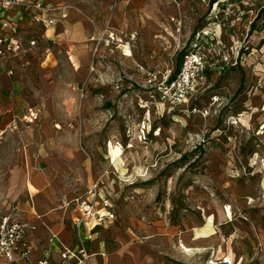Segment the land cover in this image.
<instances>
[{
	"label": "rangeland",
	"instance_id": "374dc122",
	"mask_svg": "<svg viewBox=\"0 0 264 264\" xmlns=\"http://www.w3.org/2000/svg\"><path fill=\"white\" fill-rule=\"evenodd\" d=\"M50 1L75 7L77 67L62 43L0 68V221L28 184L71 232L96 185L109 264H264V0ZM191 54L204 76L164 102Z\"/></svg>",
	"mask_w": 264,
	"mask_h": 264
},
{
	"label": "built area",
	"instance_id": "2783aa9c",
	"mask_svg": "<svg viewBox=\"0 0 264 264\" xmlns=\"http://www.w3.org/2000/svg\"><path fill=\"white\" fill-rule=\"evenodd\" d=\"M212 0H209L211 2ZM75 7L71 4L51 5L45 0H0V64L9 60H23L33 54L45 42L51 41L47 32L35 30L29 34L22 24L29 16L38 27L46 31L58 21L66 20ZM53 42V41H52ZM204 65L196 55H186L181 70L173 80L166 79L159 85L162 100L172 105L179 104L185 99L186 92L196 78L204 76ZM11 74V71L8 72ZM91 200H75L76 216L73 220L77 246L62 247L59 255L60 264H91V253L87 242L90 233L102 226L108 219L107 215L98 210L97 186L90 191ZM36 227L21 222L11 216H4L0 221V256L8 264H53L50 261L52 249L58 242L57 236L52 235L44 258L36 263L31 260L32 249L26 242L30 231Z\"/></svg>",
	"mask_w": 264,
	"mask_h": 264
},
{
	"label": "crops",
	"instance_id": "0c3cea01",
	"mask_svg": "<svg viewBox=\"0 0 264 264\" xmlns=\"http://www.w3.org/2000/svg\"><path fill=\"white\" fill-rule=\"evenodd\" d=\"M46 3L51 4V5H59L60 3L50 1V0H45ZM72 16L71 13L69 15V18L66 20H61L56 23V25L47 31L44 28H40L37 26L34 20H32L31 17H27L22 24L23 29L26 30L29 34H31L35 30H40L42 32H47L48 36L50 37L51 41L45 42L42 45H50V44H67L69 45L70 51L68 52V57L69 61L72 63L74 67H77V52L78 50L75 48V44L78 43V33L77 30L78 28L76 27L77 24L71 25V27H67V23L71 20ZM76 27V28H75ZM53 41V42H52ZM41 46L39 49H37L33 54L29 55L27 58L23 60H9L8 62H3L0 64V68L3 69L4 74H7L9 69H7L9 64H17V63H22L24 64H29V59L32 55H38V51L40 50ZM47 56L50 55L51 49L49 48H44ZM44 52V51H43ZM74 57V58H73ZM75 59V60H74ZM31 116H34L35 113L34 111L30 110L29 111ZM35 188V187H34ZM36 189L30 190L27 184V199L26 202L23 206L19 205V209L21 212V216L19 221L24 222V223H29L33 224L36 229L34 231H30L28 234V237L26 239V242L29 244V246L32 249V254H31V260L33 263L38 262L39 260L44 258V251L48 247V241L52 235H56L58 242H56L55 246L52 249V254L50 256V261L53 264H60L61 258L59 255L60 249L64 246L69 247V248H75L77 246V238L75 234V228L73 224V220L76 216L75 212L72 217V231L71 232H64V234H61L60 232H56L53 230L51 223L45 219L47 215L39 214L38 208L36 205V200L34 197H36L35 193ZM103 227L105 228V225L99 226L98 228ZM97 229V228H95ZM94 229V231L91 233L89 241L87 242L89 251L91 253V259L90 262L91 264H109V256L108 253L105 251V248L102 245H97L96 239H93L95 233L97 232ZM0 264H8L6 261L0 256Z\"/></svg>",
	"mask_w": 264,
	"mask_h": 264
},
{
	"label": "bare ground",
	"instance_id": "6f19581e",
	"mask_svg": "<svg viewBox=\"0 0 264 264\" xmlns=\"http://www.w3.org/2000/svg\"><path fill=\"white\" fill-rule=\"evenodd\" d=\"M119 41H120V40H119ZM123 55H124V57H126V58H130V57L132 56V51L129 50V49H125ZM109 148H110V152H111V154H112V158H113L114 161L116 160L117 157H120V156H121V152H122V150H121L120 146H118V147H114L112 144H110V145H109ZM226 216H227L228 218L231 217V212H230L229 209H227ZM179 249H180L181 252H182L183 254H185L186 256L193 255V252H194L191 248L185 246L183 243H181V244L179 245ZM230 262H231V258L228 256V257L226 258V260L224 261V263H230ZM210 264H214V262H212V263H210Z\"/></svg>",
	"mask_w": 264,
	"mask_h": 264
},
{
	"label": "trees",
	"instance_id": "16d2710c",
	"mask_svg": "<svg viewBox=\"0 0 264 264\" xmlns=\"http://www.w3.org/2000/svg\"><path fill=\"white\" fill-rule=\"evenodd\" d=\"M211 2H215V0H212ZM177 74H178V72L174 73V75L170 78V80H173Z\"/></svg>",
	"mask_w": 264,
	"mask_h": 264
}]
</instances>
